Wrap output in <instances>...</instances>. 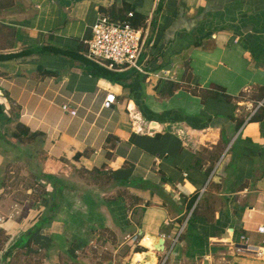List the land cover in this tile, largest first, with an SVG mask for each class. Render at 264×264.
<instances>
[{"label":"crops","instance_id":"0c3cea01","mask_svg":"<svg viewBox=\"0 0 264 264\" xmlns=\"http://www.w3.org/2000/svg\"><path fill=\"white\" fill-rule=\"evenodd\" d=\"M126 5L145 21L143 72L93 76L92 26ZM186 63L192 86L264 87V0H0V163L4 149L32 160L46 194L0 184V264L31 248L76 260L94 230L139 237L134 257L159 264L182 228L166 264H264L246 249L264 241V100L202 102ZM20 130L41 137L24 145Z\"/></svg>","mask_w":264,"mask_h":264},{"label":"rangeland","instance_id":"374dc122","mask_svg":"<svg viewBox=\"0 0 264 264\" xmlns=\"http://www.w3.org/2000/svg\"><path fill=\"white\" fill-rule=\"evenodd\" d=\"M28 142L30 141L26 140L23 143L25 145ZM3 153H5V161L3 166L2 161L0 163V184L8 190L20 189L21 187L25 188L26 191L29 189L33 198H35L33 200L38 201V196L41 194L43 187L34 178L32 160L31 163H27L24 158L19 159V157H16V152L12 150L4 149ZM29 157L32 158V155ZM0 158H2V147H0ZM91 179L98 181L95 178ZM104 183L105 181L101 182L103 185ZM34 191L37 192L36 195ZM112 234L108 230H94L91 232L87 243L75 252L78 255H76L78 257L76 260H72L61 253L59 264H134V254L142 253L143 251L140 250L142 248L132 243L130 238L118 239ZM18 253L20 258L16 257L15 264H44V252L39 251L37 248H31L26 254L25 252Z\"/></svg>","mask_w":264,"mask_h":264},{"label":"built area","instance_id":"2783aa9c","mask_svg":"<svg viewBox=\"0 0 264 264\" xmlns=\"http://www.w3.org/2000/svg\"><path fill=\"white\" fill-rule=\"evenodd\" d=\"M134 12L127 13V19L123 21L113 20L108 13H103L92 26L91 38L86 42L87 52L86 57L92 62L106 68L112 72H123L127 70H136L143 72L139 64V58L144 50V36L146 31L144 27H135L131 23V18L134 17ZM116 101L113 94H108L102 102L104 109H109ZM261 107V103L257 110ZM67 110V107L63 108ZM251 118V117H250ZM248 119V121L250 120ZM192 209L190 213H193ZM5 218L0 215V233L4 224ZM187 223V222H186ZM186 224H184L185 227ZM174 238L171 250L166 254L164 259L159 264H166L168 254L175 247L182 230ZM258 232L264 234V226L258 228ZM132 243L141 247L139 237H128ZM249 252L255 253L258 257H264V241L261 248L249 246L246 248ZM136 263V262H135ZM138 264H141L139 262Z\"/></svg>","mask_w":264,"mask_h":264},{"label":"trees","instance_id":"16d2710c","mask_svg":"<svg viewBox=\"0 0 264 264\" xmlns=\"http://www.w3.org/2000/svg\"><path fill=\"white\" fill-rule=\"evenodd\" d=\"M133 11L129 6H124V8H122L121 10H117V9H110V11H108V14L110 15V17L113 20L116 21H123L127 19V13ZM131 23L135 26V27H144V18L138 14H134V17L131 18ZM90 72L91 75L93 76H102V77H109V78H113L115 76V73L110 72L100 66H97L95 64H89L86 67ZM192 72L191 69L189 67V64L186 63L185 64V70H184V74L182 77V80L180 81L183 84V87L186 91H188L189 93H191L194 96L199 97L202 102H205L208 99H218L219 97H223L225 99L226 102L231 103L234 100H237L238 102L241 101H252L255 103V105H258L259 103H262L264 100V87H255L253 88V91H246V92H241L237 97H233L230 96L226 93L225 88L221 87V86H217L214 85L211 88L205 89V88H201L199 86H192ZM262 114H259L258 112H256L249 120V122H260L262 120ZM232 121L236 123V129L240 130V128L242 126H244V124L246 123V119L242 118V119H236L234 117L231 118ZM12 137H14L15 139L19 140V141H32L37 139L38 137H41V134L38 133H30L27 130H20L19 132H14L12 134ZM4 139V138H3ZM93 174V173H92ZM92 174H90V177H93L95 179H98L96 177H94ZM39 177L41 179H47L50 180V182H52L51 184L54 187L55 190V194L56 196L60 195L62 193V190L65 188V185L63 182H58L55 183L53 182L52 178L50 176H46L44 174H39ZM40 185V184H39ZM42 196L43 199L46 198V194L44 195V192H42L40 194ZM194 198L192 199L189 207L190 209L193 207L194 204ZM58 206L57 204V199L54 197L53 202H52V209L56 208ZM1 235V233H0ZM4 239L0 238V247L3 246L4 244ZM142 250V249H140ZM143 251V250H142ZM19 253L13 255L12 261L10 262V264H15L16 257H19ZM16 260V261H15ZM19 261V260H18Z\"/></svg>","mask_w":264,"mask_h":264},{"label":"bare ground","instance_id":"6f19581e","mask_svg":"<svg viewBox=\"0 0 264 264\" xmlns=\"http://www.w3.org/2000/svg\"><path fill=\"white\" fill-rule=\"evenodd\" d=\"M145 240H147V241H151L149 238H147V239H145ZM144 246H149V247H151L150 245H151V243L148 245V243H146V242H144V243H142ZM138 256H141V257H143V255L142 254H136L135 255V257H134V262H139V261H137V257ZM144 259V258H143ZM143 259L142 260H140V261H143Z\"/></svg>","mask_w":264,"mask_h":264},{"label":"water","instance_id":"95a60500","mask_svg":"<svg viewBox=\"0 0 264 264\" xmlns=\"http://www.w3.org/2000/svg\"><path fill=\"white\" fill-rule=\"evenodd\" d=\"M88 60H89V59H88ZM89 61L92 62L91 60H89ZM92 63H94V62H92ZM94 64L97 65V66H100V65H98V64H96V63H94ZM100 67H102V66H100ZM102 68H104V67H102ZM104 69H106V68H104ZM106 70H107V69H106ZM108 71H109V70H108ZM110 72H111V71H110ZM162 243H163V241L161 240V241H160V244H162ZM160 244H159V245H160ZM157 249H158V250H162V246H161V247H160V246H157Z\"/></svg>","mask_w":264,"mask_h":264}]
</instances>
